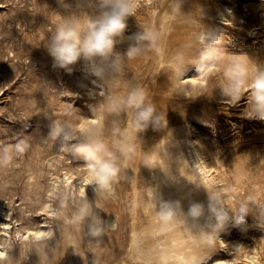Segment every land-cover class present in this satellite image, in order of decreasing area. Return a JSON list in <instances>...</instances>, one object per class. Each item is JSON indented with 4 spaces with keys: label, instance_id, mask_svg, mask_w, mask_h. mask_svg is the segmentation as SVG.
<instances>
[{
    "label": "rangeland",
    "instance_id": "rangeland-1",
    "mask_svg": "<svg viewBox=\"0 0 264 264\" xmlns=\"http://www.w3.org/2000/svg\"><path fill=\"white\" fill-rule=\"evenodd\" d=\"M156 1L133 0L134 10H140L142 16L134 25L127 21L126 36L140 31V26H155V18L148 14V5ZM69 2L74 3V0ZM204 9L206 12L202 15H208L206 18L210 22H195V31L204 25L223 30L226 55L246 53L257 63L264 64V0H205ZM58 12H64L58 0H0V148L14 145L19 139L29 143L22 156L15 157L10 165L0 167V228L4 221L13 225L9 232L0 229V241L6 238V245H10L5 247L2 264H118L124 256L123 246L129 240L133 207L130 194L121 199L116 194L108 204L100 201L103 207L100 213H113L116 220L111 226L106 224L99 239L89 238L80 225L44 213L45 201L50 200L53 208L58 204L53 193L56 189H52L54 176L61 175L67 161H83L60 151L56 144L45 139L50 123L45 114L54 112L56 119H70L81 127L94 115L91 106L96 103V98L80 87L81 84L90 86V82L79 67L71 75L53 68L52 58L44 47L60 18ZM221 12L225 13L224 17ZM225 17L228 19H221ZM128 43L125 41L117 47L123 52ZM140 58L127 63L120 89L123 92L129 82L142 86L161 116L167 115L164 130L168 129L173 135L174 151L180 153L189 148L196 151L195 157L206 167L199 175L192 176V181L213 177L215 181L210 183L225 190L227 203L232 207L249 197L264 203V121L244 116L247 94L236 106L226 102L217 87L223 80L220 65H213L203 73H197L195 68L188 71L186 80L193 86L189 94H204L195 97L177 94L169 80L171 73L157 52L147 51ZM191 77L195 80H190ZM101 90H97V100ZM161 124H164L163 120ZM185 138L192 140L186 142L189 148H185ZM193 167L186 164L184 170L190 172ZM32 172L38 180L37 192L32 190ZM92 189L90 185L89 193L94 191ZM193 191L207 198L203 188L194 187ZM42 222L47 227L52 226V230L42 237H19L14 231L18 228L26 236L29 229L40 227ZM72 227L78 228L77 231ZM66 229L71 231L70 235ZM221 235L226 246L218 239L214 247L201 241L202 253L209 255L201 262L232 257L237 264H248L245 254L257 249L259 263L264 264V229L256 222L255 207L247 217L245 227H236L229 222ZM78 236L83 238V243ZM66 239L71 241L67 243ZM234 243L238 244L237 248Z\"/></svg>",
    "mask_w": 264,
    "mask_h": 264
},
{
    "label": "clouds",
    "instance_id": "clouds-1",
    "mask_svg": "<svg viewBox=\"0 0 264 264\" xmlns=\"http://www.w3.org/2000/svg\"><path fill=\"white\" fill-rule=\"evenodd\" d=\"M58 3L64 12H58L60 18L44 47L52 58L53 68L71 75L79 67L90 82V86L81 84L80 87L96 98L95 105L91 106L92 114H102V118L88 127H77L70 119H56L54 112L45 114L50 119L45 139L56 144L60 151L83 160L90 173L84 183L93 186L96 194V199L90 200L86 189L76 191L67 186L59 187L54 193L57 207L49 209V215L80 225L89 238L99 239L104 234L106 222L97 212V209L103 210L97 197L107 199L114 196L113 186L120 178L122 167L135 152L133 138L127 129L138 137L149 126L155 130L167 127L166 115L161 116L142 86L129 82L123 92L117 90L124 81L127 63L147 51L158 53L163 36L154 27L145 26H140V31L131 36L125 35L128 18L135 16L133 0H74V3L58 0ZM182 3L183 0H174V14L181 12ZM225 40L223 30L204 25L194 31L184 46L185 51L178 52L165 66L171 73L169 80L177 94L195 97L204 93L189 94L190 88L185 87L188 84L186 73L192 68L203 73L213 65H220L223 80L217 87L226 102L236 106L247 94L244 116L264 121V64L257 63L246 53L226 55ZM125 41H129L128 47L122 52L117 46ZM99 89L104 91L97 100ZM109 135L111 140L107 138ZM169 144L165 146L167 152ZM28 148L26 139L0 148V167L10 165ZM144 166L159 168L175 179L151 162L146 161ZM189 182L197 189L205 190L207 208L202 202L192 201L185 211L180 200H163L155 188L153 207L161 226H184L206 246L214 247L229 222L236 227H245L247 217L255 207L256 222L264 229V203L249 197L232 207L227 203L225 190L219 186L201 179ZM201 218L205 219L202 225L199 223ZM9 246L0 244V248ZM190 264H201V261L193 259ZM249 264H256V261L250 260Z\"/></svg>",
    "mask_w": 264,
    "mask_h": 264
},
{
    "label": "bare ground",
    "instance_id": "bare-ground-1",
    "mask_svg": "<svg viewBox=\"0 0 264 264\" xmlns=\"http://www.w3.org/2000/svg\"><path fill=\"white\" fill-rule=\"evenodd\" d=\"M173 4H174V0H157L153 4L148 5V10H149L148 14L152 18H155L154 27L158 32L162 33L163 36L160 43V51L157 53V56L158 58H161L160 61L163 62L165 66L169 63V61L174 55H176L178 52L185 51L184 46L191 39V34L196 30V28L194 27L195 22L197 23L210 22L206 18L208 15L206 17L202 15L204 12H206L204 9L205 0H183V3L181 5V12L179 14L173 13L172 10ZM227 7H229V5ZM135 12H136L135 16H131L128 18V22L131 23L132 25H134L133 23L142 14L140 10ZM221 15L224 17L225 13L221 12ZM221 19H228V18L225 17ZM138 20L136 22H139ZM129 67L130 66H128V68ZM188 76L189 74L187 72L186 78ZM190 80L193 81L195 80V78L191 77ZM185 86L186 88H190V89L193 88L191 83H188ZM120 88L121 85L117 90L122 92ZM102 90L104 91V89ZM153 95H155V93ZM101 118H102V114H94L93 116H91L89 121L84 124L83 127H88L90 124L93 123V121H98ZM127 123L128 124L131 123L130 119L127 120ZM161 126H163V124H161ZM127 130L129 131L130 136L133 138V143L135 145V152L131 156V158L127 161V163L122 167L120 178L114 184V189H115L114 196L109 197L107 199H104L102 197H97L99 203L100 201L101 202L104 201L105 203L108 204L111 202L112 198L113 199L116 198V194L120 197V199L122 196L125 195L128 196L129 194L132 196L133 207H131L132 211H130L132 222L130 225L129 240L127 245L123 246L124 256L122 257V260H120L118 264H190V262L193 259H199L200 261L207 259L209 255L202 253L201 250L202 242L193 231L188 230L181 225L161 226L156 217L153 207L154 194L157 189V195L163 200H172V201L180 200L182 202V207L185 211H187L189 203L192 201L202 202L207 208L208 199L205 198V196H202L200 192L193 191L195 185L189 182L192 181V176L199 175L200 171L205 170L206 167L205 164L200 163L199 160L195 157L196 151L193 148H189L190 146L187 145L186 142H192V140L190 138L189 139L185 138L184 140L186 143L185 148L188 147L189 150L184 149V151L178 153L174 151V148L172 147L173 135L168 131V129L155 130L152 126H149L143 133L138 134V137H136L135 133L131 132L130 128ZM107 138L111 140L112 137L109 135ZM168 144H169V152L165 151V146ZM189 158H191L192 160L189 161ZM146 161L151 162L153 166L161 167L165 172L172 174V176L175 177V179H172L171 177L167 176L159 168L149 169L145 167L144 163ZM67 162L68 165L67 167H65L66 169L62 171L61 175L54 176L55 178L52 181L53 182L52 189L57 190L59 187H63V186H67L76 191H79L80 189H86L88 198L90 200H95L96 199L95 192L93 191L92 193H89L88 187L90 185L87 186L84 183L90 178V173L84 162L73 159ZM186 164L191 167L193 166L195 167H193L194 169H192V171L186 172L184 170ZM206 171H209V169H207ZM180 174L184 177H182ZM30 178L32 179L31 180L32 181L31 185H33L32 190L34 192H37L38 180L34 172H32ZM203 181L210 183V182H214L215 179L213 177H206ZM91 187L93 188V186ZM129 190H131L130 193ZM53 193H55V191H53ZM49 201L50 200L44 202V210H45L44 213L46 212L47 215H49V209L53 208L51 201L50 202ZM97 212L101 216V218L106 222L107 225L110 226L113 225L114 221L116 220V216L113 213H108L106 215H103L102 213H100V209H97ZM11 218L12 217H10L9 219ZM13 221L15 222L17 221V219H14ZM199 223L201 225L204 224L205 219L201 218ZM41 226H44V228H42ZM41 226L32 229L28 228L29 230L26 236L20 233V229L18 228H16L14 231L19 235V237H27V236L31 237V235L33 237H42L47 235L52 230V226L47 227L48 225H46L43 222ZM12 227L13 225H11V222L4 221L2 222V226L0 229H2V231H4L5 233V232H9L8 229ZM74 229L77 231L78 228L77 229L74 228ZM67 230L69 229H66V231ZM75 230H73L72 232L76 234ZM62 233L64 236L66 235L64 232ZM68 234L70 235L71 231L70 233L68 232ZM68 234H67V238L69 236ZM63 235L62 237H64ZM80 236H78V239ZM82 237L84 238L83 235ZM83 238H81L82 243H83ZM59 239L60 238H58V241ZM70 239L72 238L70 237ZM55 240H54V244L56 242ZM66 241L68 243L71 240L69 241L66 239ZM218 241L221 243L222 246H226L225 239L222 237L221 233L219 234ZM6 243H7L6 238L0 241V244H6ZM49 244L52 245V243L50 242ZM51 245L50 246L47 245V247L49 246L51 248ZM64 245H66V243ZM237 246L238 244L234 243V247L237 248ZM78 247L82 249L80 246ZM62 248H64V246ZM5 250H6L5 247L0 248L1 261L4 260V257L2 255L4 254ZM60 250L61 249H59V251ZM53 252L50 253L53 254ZM33 253H37V252H33ZM37 255L39 256V254ZM245 255L248 264L250 260L253 259L256 261V264H260L259 263L260 260L257 254V249L253 250L252 252H248ZM46 258L48 259V257H45V259ZM232 259H233L232 257L215 258L211 262H207V263L201 262V264H237Z\"/></svg>",
    "mask_w": 264,
    "mask_h": 264
},
{
    "label": "snow or ice",
    "instance_id": "snow-or-ice-1",
    "mask_svg": "<svg viewBox=\"0 0 264 264\" xmlns=\"http://www.w3.org/2000/svg\"><path fill=\"white\" fill-rule=\"evenodd\" d=\"M93 123H94V121H93Z\"/></svg>",
    "mask_w": 264,
    "mask_h": 264
}]
</instances>
